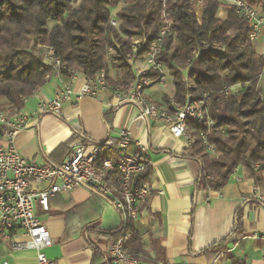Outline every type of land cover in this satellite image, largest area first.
Wrapping results in <instances>:
<instances>
[{
    "label": "crops",
    "instance_id": "crops-1",
    "mask_svg": "<svg viewBox=\"0 0 264 264\" xmlns=\"http://www.w3.org/2000/svg\"><path fill=\"white\" fill-rule=\"evenodd\" d=\"M122 6L120 2L111 10L112 18L116 19ZM257 9L261 14V7ZM194 10L199 18L201 4L196 3ZM216 15L226 17L223 6ZM252 42L264 60V23ZM106 74L109 86L95 96L65 102L54 115L39 113V103L50 100L64 86L77 89L83 77L80 72L73 79L50 72L45 83L24 100L22 110L30 118L14 139L19 154L28 160L58 164L68 156L73 142L98 143L125 128L134 140L131 153H140L144 147L149 165L150 193L132 221L147 257L144 264H264L263 241L253 237L264 232V185L255 184L251 171L242 165L232 170L219 190L198 185L202 165L188 155L190 147L181 138L172 137L163 122L140 116L139 108L125 98L132 79L125 81L119 67H109ZM168 83V92L154 84L145 88V93L163 106L174 93L169 77L163 85ZM257 88L264 102V61ZM209 154L214 157L218 152L213 149ZM260 174L264 178V172ZM111 183L117 190L115 180ZM36 215L53 238L44 253L55 264H121L108 253V245L121 226V216L110 197L78 185L50 197L48 210L38 206ZM24 239L20 230L0 235V264L5 260L13 264L35 262V250L11 248L12 242Z\"/></svg>",
    "mask_w": 264,
    "mask_h": 264
},
{
    "label": "trees",
    "instance_id": "trees-1",
    "mask_svg": "<svg viewBox=\"0 0 264 264\" xmlns=\"http://www.w3.org/2000/svg\"><path fill=\"white\" fill-rule=\"evenodd\" d=\"M246 1L260 6L264 15V0ZM120 2L123 6L116 14V27L110 22L111 10ZM195 4L194 0H0V110H21L24 100L52 72L42 62L38 45L51 47L63 65L84 76L106 71V47L111 46L115 66L124 72L125 81L130 80L131 70L124 62L131 50L129 38L144 36L146 50L157 38L164 14L172 30L163 36L156 60L174 87L165 103L184 101L187 92L192 99L201 98L204 92L210 95L206 115L213 123L187 124L195 138L188 155L202 165L198 185L219 190L238 165L251 171L255 184L264 185L260 174L264 172V102L257 88L263 56L256 53L249 26L234 6L223 0H202L197 18ZM219 6L226 11L223 19L216 15ZM203 43L223 49H206L195 55ZM60 73L67 74L61 68ZM157 74L152 71L149 77ZM204 140L217 156L210 157ZM144 163L138 183L148 180L149 165ZM251 163L260 164L257 171L250 169ZM235 221L239 225V215ZM121 231L120 226L116 238ZM122 238L128 253L144 254L132 223Z\"/></svg>",
    "mask_w": 264,
    "mask_h": 264
},
{
    "label": "built area",
    "instance_id": "built-area-1",
    "mask_svg": "<svg viewBox=\"0 0 264 264\" xmlns=\"http://www.w3.org/2000/svg\"><path fill=\"white\" fill-rule=\"evenodd\" d=\"M200 3L202 0H194ZM234 6L237 14L244 17L249 26V39L255 40L264 23L257 6L246 0H223ZM110 22L116 26L118 21L111 17ZM171 21L164 14L161 15V28L157 38L144 50L146 40L144 36H134L131 43V53L126 56V63L132 67V80L125 93L126 100L137 106L140 116L146 120L161 121L168 126L174 138H181L186 147H190L195 138L188 129L189 122L198 126H210L213 121L206 115L209 103V93L204 92L199 99H192L187 92L184 101L170 100L160 106L146 93L145 88L154 84H163L167 79L164 66L156 60L161 51L162 38L171 32ZM49 57L43 61L52 67V72L59 74L64 69L70 78H75L78 71L63 65L54 56L51 47L48 48ZM201 48L195 49V55L200 54ZM44 59V60H45ZM116 60H111L115 63ZM155 71V78L149 74ZM47 76V75H46ZM77 89L67 85L54 93L48 101L39 103V113L48 112L58 115L65 102H75L83 97L95 96L98 91L109 86L106 72L99 70L93 76H84ZM30 116L22 109L13 112L0 110V235L10 234L20 230L25 239L12 242L13 250L33 249L36 251L33 264H55L48 258L44 250L53 243V238L47 226L37 217L36 208L39 206L47 211L49 198L60 191H68L78 185L92 188L101 196L110 197V202L121 216V237L114 239L108 245V253L112 260L121 264H144L145 254H130L124 247L123 238L128 224L137 218L139 206L150 193L148 181L137 182V176L144 171L146 160L145 148L140 153L129 152L134 143L129 131L125 128L114 135L106 136L101 142L90 143L79 139L70 146L68 156L58 164L28 160L22 157L15 147V136L26 128ZM203 137V134H202ZM138 144V142H136ZM206 148L212 151V146L205 140ZM260 164L251 163L250 169L257 171ZM117 180V190L114 191L111 181ZM48 182L47 187H41ZM262 198V197H260ZM253 237L263 241L264 232ZM1 264H13L7 260Z\"/></svg>",
    "mask_w": 264,
    "mask_h": 264
},
{
    "label": "rangeland",
    "instance_id": "rangeland-1",
    "mask_svg": "<svg viewBox=\"0 0 264 264\" xmlns=\"http://www.w3.org/2000/svg\"><path fill=\"white\" fill-rule=\"evenodd\" d=\"M49 26H51L52 24H53V22L52 21H49ZM118 26V24L116 25V27ZM134 36H132V37H130L129 38V40L131 41V43H132V41H133V38ZM131 43H130V48H131ZM48 48H49V46H47V45H38L37 46V50H40L39 52H38V54H39V56H40V58H41V60H42V62L43 61H46L47 59H45V58H47V57H49L50 55H49V50H48ZM201 48V51L203 52V50H206V49H208V50H212V51H217V50H222L223 48H222V46H220V45H214V44H207V43H203L202 44V46L200 47ZM132 50V49H131ZM131 50H130V52L129 53H131ZM201 52V53H202ZM128 53V54H129ZM200 53V54H201ZM115 54V52H114V50L112 49V47L111 46H107L106 47V57H105V60H106V64H107V69L109 68V67H111V66H115L116 64H117V60H116V62L115 63H111V60H113L114 58L112 57V55H114ZM200 54H198V55H200ZM127 56V55H126ZM45 59V60H44ZM124 62H125V65H127L129 68H130V70H131V74H132V67L130 66V65H128L127 63H126V57H125V59H124ZM71 68H73V67H71ZM107 69H106V73H107ZM106 78L108 79V76H107V74H106ZM158 86H161V88L165 91V92H168V90H171V85L168 83V84H166V85H163V84H157ZM163 85V86H162ZM190 94V93H189ZM190 96H191V94H190ZM171 97V96H170ZM169 97V98H170ZM172 100V99H171ZM4 112H10V111H8V110H6V109H4L3 110ZM210 157H212V156H210ZM215 157V156H214Z\"/></svg>",
    "mask_w": 264,
    "mask_h": 264
}]
</instances>
